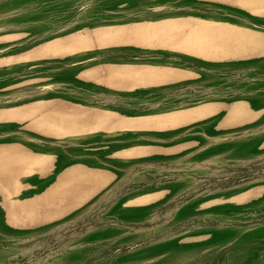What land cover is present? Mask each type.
<instances>
[{
	"label": "rangeland",
	"instance_id": "rangeland-1",
	"mask_svg": "<svg viewBox=\"0 0 264 264\" xmlns=\"http://www.w3.org/2000/svg\"><path fill=\"white\" fill-rule=\"evenodd\" d=\"M239 2L253 13L264 7V0ZM209 3L0 0V57L67 36L26 58L94 46L82 59L72 55L78 59L70 62L132 59L130 51L98 46L172 38L177 47L194 52L181 54L177 60L198 75L161 92L116 97L105 106L121 113H140L214 102L171 113L163 122L172 126L158 132L136 129L158 125L152 120L123 116L116 125L109 124L112 117L106 118L105 129L96 131L93 128L102 125L97 123L103 119L99 117L85 130L87 113L70 108L37 120L39 131L81 143L54 148L65 164L83 158L90 166L109 168L113 174L96 193L70 209L60 210L84 193L88 181L98 183L96 172L71 174L67 183L35 200H10L11 216H0V264H264V54L248 56L264 52V36L240 26L195 18L114 25L189 11L208 14ZM235 5L216 7L240 11ZM252 19L254 26L264 24V15H252ZM3 60L8 59L0 63ZM32 64L15 63L13 69H0V80L28 76L48 66ZM136 74L121 72L127 78ZM141 74L154 80L185 75L153 68ZM182 140L190 142L172 144ZM140 142L168 146L132 148ZM120 147L126 149V156L147 155L112 158ZM16 156L6 159L9 174L17 170L13 166ZM32 171H24L23 183L10 184V199L18 197L21 189L22 195L32 196L48 185L52 175L43 179L27 176ZM152 191L159 193L137 197Z\"/></svg>",
	"mask_w": 264,
	"mask_h": 264
},
{
	"label": "crops",
	"instance_id": "crops-1",
	"mask_svg": "<svg viewBox=\"0 0 264 264\" xmlns=\"http://www.w3.org/2000/svg\"><path fill=\"white\" fill-rule=\"evenodd\" d=\"M212 7H208V14L201 12H192L186 14H168L161 17H149L138 18L131 22L119 23L114 25L124 26L131 23L149 22L154 23L167 19H203L214 20L223 24L231 26H240L242 28L256 31L264 36V24L260 26L252 19V15H264V7L261 11L256 13L249 12L245 9L239 0H207ZM218 5H235L240 7L238 10H226L216 7ZM263 3H260V6ZM215 7H214V6ZM263 6V5H262ZM206 10V9H205ZM204 11V10H203ZM242 17V18H241ZM254 24V25H252ZM67 37V36H64ZM49 40L39 45L28 48L17 54L6 55L0 57L2 59H8L6 62L1 61L0 69H13L15 63H21V65H32V63H48V66L35 71L33 74L23 76L15 79L0 80V216L10 217V200L18 198V200H35L43 197L47 192H50L56 185H63L70 180V175H75L76 172H83L84 170L93 171L97 173L98 183L94 180L86 183V189L84 193L76 195L70 203L63 204L61 211L69 207L73 208L80 204L82 201L88 199V197L96 193L99 189V185L104 182V179L109 177L113 172L109 168L105 167H92L83 158L76 161L68 162L65 164L64 157H60L54 148L57 146H63L66 143L78 145L81 143L76 140L63 139L65 135H52L39 131L36 126V121L40 119H47L46 115L52 114L60 110L71 111L81 110L87 113L83 119L85 130L88 129L90 123L93 120H98L99 117L103 118L101 126L93 128L96 131H103L105 129L104 120L112 117L109 122L110 125H116L118 117H126L131 119H148L158 123L151 127H136L143 131H165L168 129V123H164L165 119L174 112L182 111L185 109H191L197 105L214 103L210 101H203L189 106H181L174 108H163L148 112L140 113H121L115 108H108L105 105L110 104L112 100L126 98L124 96L136 97L144 94H152L161 92L170 87L181 85L182 83H189L194 76L198 75V72L192 68L185 67L184 62L178 61V57L181 54H193L191 51L184 50L176 45V39H160L152 38L149 43L138 44L132 41H120L113 44H107L98 47L115 46L120 52L129 51L133 53L132 59H118L107 60L98 59L92 63L88 61L70 62L75 58L72 55H79V59H82L86 55V51L94 50L92 47L85 48L79 52H69L64 54L39 56L33 58H26V55L30 52L37 50L44 45L55 42L61 38ZM96 52L94 51V54ZM260 53H251V55H261ZM194 55V54H193ZM56 58V59H55ZM55 59V60H53ZM211 59V58H208ZM224 59V58H223ZM222 60V59H211ZM69 61V62H66ZM50 62V63H49ZM42 65V64H39ZM31 67L27 68L28 70ZM161 71L164 69L175 70L181 73H185L184 76L170 80H154L141 74L142 70L151 69ZM26 69V70H27ZM115 69V71L113 70ZM135 71L136 75L122 76V71ZM114 71V72H113ZM117 72L118 74H116ZM120 74V75H119ZM133 76V77H132ZM123 94V95H122ZM123 96V97H122ZM117 99V100H118ZM114 103V101H113ZM216 104V103H215ZM225 114V113H224ZM91 115V116H90ZM111 115V116H110ZM160 123V124H159ZM175 127L181 125H174ZM107 127V126H106ZM116 127H113V129ZM98 129V130H97ZM121 130H131L135 128H120ZM81 131V132H85ZM79 133V132H77ZM73 134V133H72ZM75 134V133H74ZM82 134V133H81ZM82 139L88 136H80ZM190 140H182L173 145H183L189 143ZM138 145L132 148H149L158 147L166 148L161 144L154 143H136ZM126 149L117 148L112 152V158L120 157H141L147 155L146 152L133 154L130 156L124 155ZM160 152L159 150H156ZM16 156V162H14L15 172L8 173V166L6 165V159L9 155ZM6 157V158H5ZM62 166L59 168L60 164ZM64 163V164H63ZM30 169L33 171L27 173L28 175H37L39 179L47 178L52 175L48 182V185L41 191L34 193L32 196L22 195L23 189L19 190L20 195L18 197L9 198L8 192H10V184L23 183V179L26 174L24 171ZM36 170V171H35ZM41 171V172H39ZM11 179H18L14 181ZM97 183V184H96ZM96 184V185H95ZM98 187V188H97ZM158 194V191H152L141 194L137 197H142L150 194ZM134 197L129 202L134 200ZM153 199V198H152ZM150 199V200H152ZM147 200L146 202L150 201ZM145 202V201H144ZM140 202V203H144ZM131 203V204H140ZM18 214V215H17ZM15 216H19V213Z\"/></svg>",
	"mask_w": 264,
	"mask_h": 264
}]
</instances>
